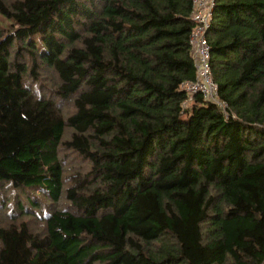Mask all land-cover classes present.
<instances>
[{
    "label": "trees",
    "instance_id": "obj_1",
    "mask_svg": "<svg viewBox=\"0 0 264 264\" xmlns=\"http://www.w3.org/2000/svg\"><path fill=\"white\" fill-rule=\"evenodd\" d=\"M193 8L0 0V264H264V0L214 2L225 108L183 85Z\"/></svg>",
    "mask_w": 264,
    "mask_h": 264
},
{
    "label": "built area",
    "instance_id": "obj_2",
    "mask_svg": "<svg viewBox=\"0 0 264 264\" xmlns=\"http://www.w3.org/2000/svg\"><path fill=\"white\" fill-rule=\"evenodd\" d=\"M215 0H194L192 17L196 25L190 36L191 53L196 64V77L188 80L183 85L189 97L201 92L204 97L212 102L226 107V101L219 97L218 84L213 78L210 66V46L207 39V28L210 24Z\"/></svg>",
    "mask_w": 264,
    "mask_h": 264
},
{
    "label": "rangeland",
    "instance_id": "obj_3",
    "mask_svg": "<svg viewBox=\"0 0 264 264\" xmlns=\"http://www.w3.org/2000/svg\"><path fill=\"white\" fill-rule=\"evenodd\" d=\"M51 83H52V81H49L48 84H51ZM61 106H62L61 109L63 108L64 111L67 110L65 112H70L74 108L72 99L65 100ZM70 132H71V129L67 128V134H66L67 137L70 134ZM61 156L64 159L63 162H64L65 167H66V169H65V185H66V187H69L73 183L72 182L73 179L70 176L71 174L80 173V172L85 173V171L88 168L90 169V167L86 161H84L80 156H77L76 153H72V151H70V149H67V150L61 149ZM48 206H49V208H51L50 210H52L53 208H56V209H59V208L72 209L71 200L67 197V191H65L64 195L60 198L59 201H53ZM2 214L3 213L0 212V215H2ZM33 219H35V218H33ZM40 224H42V223L40 222ZM42 226H43V224H42Z\"/></svg>",
    "mask_w": 264,
    "mask_h": 264
}]
</instances>
